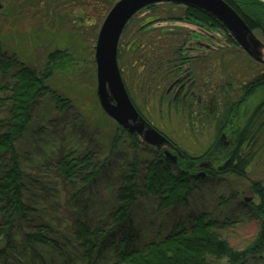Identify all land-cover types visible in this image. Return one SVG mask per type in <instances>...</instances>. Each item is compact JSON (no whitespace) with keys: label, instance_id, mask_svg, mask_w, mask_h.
I'll use <instances>...</instances> for the list:
<instances>
[{"label":"rangeland","instance_id":"obj_1","mask_svg":"<svg viewBox=\"0 0 264 264\" xmlns=\"http://www.w3.org/2000/svg\"><path fill=\"white\" fill-rule=\"evenodd\" d=\"M117 1L119 0H0L4 7L0 11L2 51L13 59L17 57V60L23 61L30 71L39 76H43L45 70L47 73L50 68L52 72L51 78L44 84L48 92L35 100L31 111L32 122L27 133L17 142L23 170L38 185L43 184L49 198L40 200L39 196H32L37 199L31 205L35 211L27 217L28 221L13 227L11 238L15 252H10L8 261L4 264H123L118 261L113 249L105 247L108 244L99 250L95 248L99 244L96 241L100 240L95 241L94 251L88 256L83 242L78 241L75 222L85 223L92 230L107 231L111 225L104 212L110 208L111 214L114 213L113 188L120 182L121 170L123 173L127 172L134 159L138 163L137 188L135 204L131 209V224L136 236L134 248L137 250H143L151 242L161 241L178 225L189 229L193 226L190 221L200 215H208L209 220L217 222L213 232L234 251L244 250L253 244L262 232V218L256 217L250 208H255L260 202L251 189V182H260L264 187V167L257 166L256 160L246 171V180L230 176L226 179L193 182L183 205L176 204L160 210L159 197L144 193L142 180L153 157L141 142L134 141L137 138L133 140L126 134L122 135L120 127L103 113L96 96L94 48L99 29ZM152 14L153 12L145 10L134 16L125 36L120 38L123 42L122 52L135 47L136 43L131 41V32L137 30L136 25L142 18ZM72 21L74 26L71 25ZM196 23L188 19L152 23L146 30L160 34L166 29H185L188 41L189 38L203 36L204 33L199 30L204 29L205 34L215 43L214 47H221L219 57L213 58L221 61L216 66L208 62V71L199 63H193L190 67L204 71L205 80L210 83L214 80L221 81L220 91H215L224 93L225 97L222 94L220 96L223 106L234 105L240 98L242 86L264 70V63L252 60L234 43H229L227 34L221 29L206 23ZM252 32L264 45L263 32L260 29ZM212 37L221 42H215ZM61 51H65L68 57L62 62L65 66L62 70L61 55H58ZM55 52L58 57L50 61L49 55ZM262 60L264 61V51ZM119 66L121 68V62ZM184 69H180L178 75L183 74ZM17 70L18 66H15L7 76L0 77V87L11 85L12 75ZM178 75L171 77L168 82H162L160 95H164ZM200 75L198 73V85L202 86ZM122 80L138 108L146 114V110L150 113L149 122L184 152V165L191 162L188 156H201L214 143L215 131L211 126L208 127L207 121L206 129L187 130L183 123L186 118L178 111L172 113L166 109L171 101L170 97H164L160 113L159 95L154 97L146 92L137 74L131 75L128 68L124 67ZM203 86L205 95H208L206 92L211 86ZM52 92L60 100L68 99L70 105L63 110L61 107L57 108L51 98ZM263 97L264 89L257 90L249 97L233 117L229 130L232 129L234 133L242 128ZM115 139L118 140V145L112 146ZM88 154L93 158L97 169L104 166L93 185L80 182L71 185L58 175L55 166L59 159L70 155L71 159L77 160ZM227 155L228 152L224 150L215 154L217 161L214 168L222 166ZM170 169L172 174H176L180 168L171 166ZM195 171L197 169L193 170ZM46 184L48 187H45ZM31 193L35 194V191ZM245 198L252 199L251 203H245L249 207L238 206L237 201L244 203ZM31 222L48 226L59 244L58 252L53 247L31 248L23 244V233L32 230ZM224 222L227 224H223ZM126 229L121 228L112 240L122 236ZM262 256L264 260V253ZM207 261L208 264H228L227 259L207 257ZM245 264L261 263L249 256Z\"/></svg>","mask_w":264,"mask_h":264},{"label":"trees","instance_id":"obj_2","mask_svg":"<svg viewBox=\"0 0 264 264\" xmlns=\"http://www.w3.org/2000/svg\"><path fill=\"white\" fill-rule=\"evenodd\" d=\"M224 1L240 16L249 29L252 31L260 29L264 34V4L248 0ZM145 10L151 11L153 14L142 18L136 25L135 33L131 32V41L136 43L135 47L130 51L125 49L122 52L123 42L120 39L117 61L118 65L121 62V68L119 66L121 77L124 67H127L131 75L139 76L142 88L146 89V92H150L154 97L156 94L160 96H158V109L161 110L164 100V96L160 95L163 87L162 82H168L171 77L176 75L177 66L183 60V45L187 41V33L185 29H173V31L166 29L160 34H156L155 31L146 30L149 25L188 19L192 22L206 23L217 29L223 28L212 17L197 9L162 4L148 7L142 11ZM133 19L126 26L122 34L123 37ZM71 25L74 26L75 23L72 21ZM228 39L229 43H234L229 36ZM2 47L3 43L0 44V77L7 76L15 66H18V70L12 75L13 83L11 85H1L0 87V264L8 261L7 256L11 254L10 252H15L11 238L13 227L15 224L21 225L28 221L27 217L35 211L31 205H34L37 199L32 196L35 198L39 196L40 200L49 198V193H47V189L43 188V184L38 185L37 181L30 178L23 170L17 142L27 133L32 122L33 104L41 94L48 92L44 84L52 75L51 68L47 73L45 70L43 76L37 75L30 71L23 61L17 60V57L13 59L4 53ZM56 54L57 52L49 55L48 59L54 60L58 57ZM58 55H61L62 70L65 67L62 62L68 58L67 53L61 51V54L58 52ZM260 89H264V70L256 74L246 86H242L238 103L225 105V107L232 106L235 109L242 106ZM127 93L136 110L141 114L142 110L135 104L132 95L128 91ZM51 98L57 108L61 107V110L70 105L68 99L60 100L54 92L51 93ZM201 123L205 124V121L198 123L194 121L193 126ZM119 130L122 135L126 134L122 128ZM127 136L132 139L138 138L136 135ZM116 145H118L117 139L112 146ZM228 157L229 161L223 168V174L241 180H246V171L254 165L255 160L257 166L263 165L264 167V97L255 107L244 128L238 133L237 146L233 152L228 154ZM71 158L70 155H67L59 159L55 166L58 175L71 185L75 182L93 185L104 166L101 165L97 169L89 154L77 160ZM137 166L138 163L134 159L127 172L123 173L121 170L120 182L113 188L112 208L115 211L111 214V210L108 208L104 212L111 225L106 232L92 230L80 221L75 222L78 241L83 242L88 256L94 251L95 241L100 240L96 241L99 244L97 243L95 248L99 250L108 244L105 247L113 249L118 261L123 264H208L207 257L216 260L227 259L228 264H245V260L249 256L264 264L262 256L264 253V187L260 182H251V189L260 201L251 210L256 217L262 218V232L257 240L244 250H232L217 233L213 232V229L217 227V222L209 220L208 215H200L190 221L193 226L189 229L176 226L161 241L151 242L141 251L134 248L136 236L131 224V209L136 199ZM177 170L179 173L172 174L170 164L163 157H157L150 162L145 170L142 180L144 193L147 196L154 194L159 197L160 210L171 208L176 204H185L184 202L190 194L191 185L193 182H197V179L191 182L187 174H181L180 169ZM45 187L48 185L46 184ZM31 191H35V194ZM31 224L32 230L23 233V244L31 248L53 247L58 252L59 244L52 236L48 226L35 222H31ZM121 228L127 229L124 230L122 236L112 240L114 234Z\"/></svg>","mask_w":264,"mask_h":264},{"label":"water","instance_id":"obj_3","mask_svg":"<svg viewBox=\"0 0 264 264\" xmlns=\"http://www.w3.org/2000/svg\"><path fill=\"white\" fill-rule=\"evenodd\" d=\"M248 1L264 4V0ZM162 4L194 8L209 15L220 24L240 50L258 63H264V45L224 0H119L110 9L99 29L94 48L96 96L99 106L120 128L136 135L144 146L163 153L167 160L175 164L176 156H171L169 152L173 149L172 145L144 120L131 102L117 61L120 38L128 23L142 10ZM2 9L0 2V11ZM201 167L211 170L210 163L202 164ZM203 176L202 173L197 177L202 179ZM249 201L250 198L244 199V203Z\"/></svg>","mask_w":264,"mask_h":264},{"label":"flooded vegetation","instance_id":"obj_4","mask_svg":"<svg viewBox=\"0 0 264 264\" xmlns=\"http://www.w3.org/2000/svg\"><path fill=\"white\" fill-rule=\"evenodd\" d=\"M194 22L196 23V21ZM197 23H196L197 25H201L199 24V22ZM221 30L224 31V33H226L225 30L223 29ZM199 31L204 33L203 36L198 38H194V37L189 38V40L186 43V47L185 48L183 47L184 48L182 52L183 60L181 61V64L177 66L175 73L176 75H178V73H180V69L185 68L183 71L184 73L182 72L183 74H179L176 77V79L171 82V84L168 86V89L165 91L163 96L164 97L168 96L171 98L170 101L171 107L169 106L170 107L169 108L167 106L166 107L167 110H170V112L172 113L178 111L186 118L184 119L183 123L186 126L187 130L190 129L194 131L197 128L206 129L207 125L208 127L211 126L212 130L215 131L213 133L214 138L216 137L215 141H213L214 143H212L207 149H205V152L201 156H196V157L188 156L187 158H189L191 162L189 164L187 163L184 165L183 164V158L185 156L184 152H182L168 136L164 135L163 132L158 130L152 123L149 122L150 119L148 117L150 113L147 110L146 112L148 114H146L143 111H141L142 112L141 114L139 113L149 125H151L156 131H158L169 141L173 149L168 151L170 152L171 156H176V163L172 164L169 160L165 158L163 153L157 152L155 149L143 146L146 149L148 148L147 151L151 153V156L153 157V161L157 157H163L170 164V167L171 166L175 167V169L180 168L181 174H187L188 177L191 179V182H193L194 179H197V176L202 173L204 174L203 178L201 180L197 179V182H203L206 180H215V179H226L227 177H230V175L228 176L227 174H223V168L225 164H227L229 161L228 155L227 158L223 161V165L218 168H214V163H216L217 161V157L214 155L217 154L219 151L222 152L223 150L225 152L227 151L228 154L230 152H233L237 146L238 133L241 132V130L244 128V126H242V128L234 131V133L232 129L231 131L229 130L230 129L229 127L231 126L234 120L233 117L236 116V113L238 112L240 107L233 109L232 106L231 107L223 106L224 103H222V100H220V96L221 94L224 95V93L220 94L219 92H216V91H220L221 89L220 88V84H222L221 81L214 80L213 83H210L209 81L205 80L206 75L204 71H200L199 69H192V67H190V65L193 63H199L203 67H205L208 71V65H207L208 62L216 66L221 61V60L213 59L219 57L222 50L221 47H217L216 49L214 47L216 46L215 43L213 42V40H211L208 37L207 34H205L204 29ZM213 39L214 41L216 40L215 42H221L219 39H215V37ZM234 45L237 46L236 44ZM198 73H201L200 79L202 86L198 85L199 84ZM219 79L221 78L219 77ZM203 85H205V87L206 86L208 87L209 85L211 86V88H208V91L206 92V94L208 95H205V90ZM209 89H211V91H209ZM235 103H238V101H236ZM254 110L255 108L251 111L248 118L252 115ZM248 118L246 119V121L248 120ZM194 121H198V122L207 121V125L205 126V124L201 123L200 125L196 124V126L194 127L193 126ZM191 126H193V128H191ZM125 133L129 136H132L127 131H125ZM137 141L140 143L139 138H137ZM230 148L233 149L230 150ZM217 150L219 151L217 152ZM203 161H210L212 163L211 170H206L203 167H201L202 164L209 163V162L203 163ZM194 169H197V171L193 172ZM251 202L252 199L250 198V201L248 203ZM237 204L238 206L249 207L248 205H245V203H241L240 201H237Z\"/></svg>","mask_w":264,"mask_h":264}]
</instances>
